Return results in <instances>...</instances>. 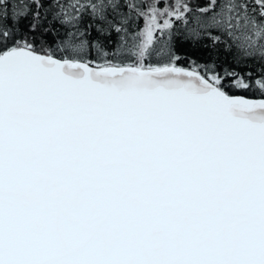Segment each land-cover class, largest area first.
Instances as JSON below:
<instances>
[{
	"label": "snow or ice",
	"instance_id": "obj_1",
	"mask_svg": "<svg viewBox=\"0 0 264 264\" xmlns=\"http://www.w3.org/2000/svg\"><path fill=\"white\" fill-rule=\"evenodd\" d=\"M0 264H264V0H0Z\"/></svg>",
	"mask_w": 264,
	"mask_h": 264
},
{
	"label": "trees",
	"instance_id": "obj_2",
	"mask_svg": "<svg viewBox=\"0 0 264 264\" xmlns=\"http://www.w3.org/2000/svg\"><path fill=\"white\" fill-rule=\"evenodd\" d=\"M123 2V0H122ZM168 3H171L172 0H167ZM144 26V20L143 19H134L131 23L129 31L136 30L137 28H143ZM113 41L118 39L115 34H113ZM52 38H49V43L51 44ZM181 42L184 43L183 39L181 38ZM185 48L187 49L186 52H182L181 55L190 56V59H198L199 62L205 63L208 61L209 57H212L215 60V63L217 64L218 70L222 71L223 69L227 68L229 70H235L236 72L246 73V72H254L258 71V67L252 60L247 61H240L236 62L232 59L231 56H225L224 54H221L219 58H216V54L211 51H206L202 46H192L187 43H185ZM192 51H196V55H190ZM95 53H93V56ZM158 61L162 62V58L153 57L152 61L153 63H156ZM236 94H244V93H236Z\"/></svg>",
	"mask_w": 264,
	"mask_h": 264
}]
</instances>
